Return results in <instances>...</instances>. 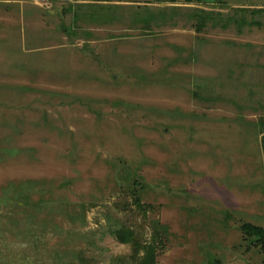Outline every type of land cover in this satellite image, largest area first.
Wrapping results in <instances>:
<instances>
[{
	"label": "rangeland",
	"instance_id": "rangeland-1",
	"mask_svg": "<svg viewBox=\"0 0 264 264\" xmlns=\"http://www.w3.org/2000/svg\"><path fill=\"white\" fill-rule=\"evenodd\" d=\"M219 1L0 0V196L52 197L0 204V264H140L116 222L155 264H262L264 0Z\"/></svg>",
	"mask_w": 264,
	"mask_h": 264
},
{
	"label": "trees",
	"instance_id": "trees-1",
	"mask_svg": "<svg viewBox=\"0 0 264 264\" xmlns=\"http://www.w3.org/2000/svg\"><path fill=\"white\" fill-rule=\"evenodd\" d=\"M48 2H60V1H69V0H45ZM156 2H163L160 0H155ZM171 3L175 2H183V3H192V2H200L203 4H213L215 0H210L209 2H205L203 0H166ZM219 0H216V3H219ZM264 141V140H263ZM131 189L128 191V195L126 197L128 198L129 205L136 209L137 212L142 214L143 216L146 215V212H144L145 206L142 204V194L144 192L143 185L139 184L137 182V179H133L130 184ZM49 193H40L38 196L37 203H30V200H32V193L26 194V190L23 189V187L13 186L11 183L7 185L3 190L2 194L0 196V204H3L4 206L11 205H17L21 208V206H31L29 209H34V211H37L38 213H42V211H47L48 205L50 202H52V197L47 198V200H44V198L48 197ZM52 196V195H51ZM15 206V207H17ZM131 207H127L128 209H131ZM127 209V210H128ZM145 214V215H144ZM154 225H158L157 222L154 223L152 226L154 228ZM115 229V230H114ZM110 233L112 236L121 244L127 245L131 249V258L133 261H139L140 264H155L156 257H157V248L155 244H144L143 241L139 240L136 234L129 229L125 228V225H119L118 222L115 224V228ZM162 231L161 233L166 236L165 229L163 227L160 228ZM241 234L243 236V240L245 242H248L250 246L259 247L260 250L264 254V230L248 225L243 224L240 227ZM156 232V231H155ZM142 254V256H141ZM264 264V257L263 262Z\"/></svg>",
	"mask_w": 264,
	"mask_h": 264
},
{
	"label": "clouds",
	"instance_id": "clouds-1",
	"mask_svg": "<svg viewBox=\"0 0 264 264\" xmlns=\"http://www.w3.org/2000/svg\"><path fill=\"white\" fill-rule=\"evenodd\" d=\"M128 251V248L120 243H117L116 246L113 248V254L114 255H121Z\"/></svg>",
	"mask_w": 264,
	"mask_h": 264
},
{
	"label": "water",
	"instance_id": "water-1",
	"mask_svg": "<svg viewBox=\"0 0 264 264\" xmlns=\"http://www.w3.org/2000/svg\"><path fill=\"white\" fill-rule=\"evenodd\" d=\"M160 1H166V0H160ZM203 1H205V2H209L210 0H203Z\"/></svg>",
	"mask_w": 264,
	"mask_h": 264
},
{
	"label": "crops",
	"instance_id": "crops-1",
	"mask_svg": "<svg viewBox=\"0 0 264 264\" xmlns=\"http://www.w3.org/2000/svg\"><path fill=\"white\" fill-rule=\"evenodd\" d=\"M31 1H34V0H31Z\"/></svg>",
	"mask_w": 264,
	"mask_h": 264
}]
</instances>
